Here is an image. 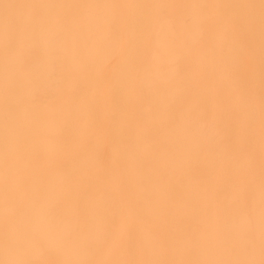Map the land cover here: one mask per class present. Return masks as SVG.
Returning <instances> with one entry per match:
<instances>
[{"label":"bare ground","instance_id":"1","mask_svg":"<svg viewBox=\"0 0 264 264\" xmlns=\"http://www.w3.org/2000/svg\"><path fill=\"white\" fill-rule=\"evenodd\" d=\"M0 264H264V0H0Z\"/></svg>","mask_w":264,"mask_h":264}]
</instances>
